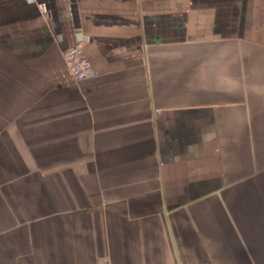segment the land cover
I'll return each instance as SVG.
<instances>
[{
	"label": "crops",
	"instance_id": "obj_1",
	"mask_svg": "<svg viewBox=\"0 0 264 264\" xmlns=\"http://www.w3.org/2000/svg\"><path fill=\"white\" fill-rule=\"evenodd\" d=\"M0 264H264V0H0Z\"/></svg>",
	"mask_w": 264,
	"mask_h": 264
},
{
	"label": "built area",
	"instance_id": "obj_2",
	"mask_svg": "<svg viewBox=\"0 0 264 264\" xmlns=\"http://www.w3.org/2000/svg\"><path fill=\"white\" fill-rule=\"evenodd\" d=\"M65 65L76 81H82L93 73L90 60L86 57L83 46L76 44L68 48L63 54Z\"/></svg>",
	"mask_w": 264,
	"mask_h": 264
}]
</instances>
